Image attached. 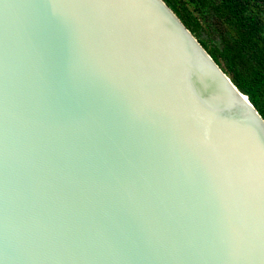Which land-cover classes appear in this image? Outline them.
Returning <instances> with one entry per match:
<instances>
[{
  "label": "water",
  "instance_id": "1",
  "mask_svg": "<svg viewBox=\"0 0 264 264\" xmlns=\"http://www.w3.org/2000/svg\"><path fill=\"white\" fill-rule=\"evenodd\" d=\"M0 264H264V117L165 0H0Z\"/></svg>",
  "mask_w": 264,
  "mask_h": 264
},
{
  "label": "trees",
  "instance_id": "2",
  "mask_svg": "<svg viewBox=\"0 0 264 264\" xmlns=\"http://www.w3.org/2000/svg\"><path fill=\"white\" fill-rule=\"evenodd\" d=\"M165 1L264 117V0Z\"/></svg>",
  "mask_w": 264,
  "mask_h": 264
},
{
  "label": "rangeland",
  "instance_id": "3",
  "mask_svg": "<svg viewBox=\"0 0 264 264\" xmlns=\"http://www.w3.org/2000/svg\"><path fill=\"white\" fill-rule=\"evenodd\" d=\"M216 41H218V40H216Z\"/></svg>",
  "mask_w": 264,
  "mask_h": 264
}]
</instances>
